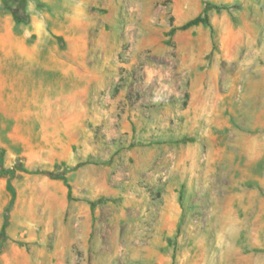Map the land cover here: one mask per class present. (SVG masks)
Segmentation results:
<instances>
[{
  "label": "rangeland",
  "instance_id": "374dc122",
  "mask_svg": "<svg viewBox=\"0 0 264 264\" xmlns=\"http://www.w3.org/2000/svg\"><path fill=\"white\" fill-rule=\"evenodd\" d=\"M0 152V264H264V0H0Z\"/></svg>",
  "mask_w": 264,
  "mask_h": 264
},
{
  "label": "crops",
  "instance_id": "0c3cea01",
  "mask_svg": "<svg viewBox=\"0 0 264 264\" xmlns=\"http://www.w3.org/2000/svg\"><path fill=\"white\" fill-rule=\"evenodd\" d=\"M78 10L75 11L74 15L72 16V18L74 20H77L78 18ZM47 19V18H46ZM66 19V14H63V20ZM29 26L31 27V33L36 35L37 37V43H41L42 41L45 40H49L50 39V34L48 31V20H45V18H35V19H31ZM65 26V25H63ZM60 35H63L62 32H58ZM58 35V34H57ZM39 54L36 55V51L34 52V54H32L31 56H29L27 54L26 56V60L29 61V64H36L38 62V57ZM57 70L58 72L61 71L62 74H64V68H65V60L63 58L60 59V56H57ZM47 71H49V67L45 68Z\"/></svg>",
  "mask_w": 264,
  "mask_h": 264
},
{
  "label": "trees",
  "instance_id": "16d2710c",
  "mask_svg": "<svg viewBox=\"0 0 264 264\" xmlns=\"http://www.w3.org/2000/svg\"><path fill=\"white\" fill-rule=\"evenodd\" d=\"M227 8L228 7H226V6L212 5L210 3H207V4H205L204 9H203L202 13L199 16H197L194 19L186 22L185 24L181 25L180 27L174 28L172 30V32H175L177 30L178 31H185V30H187L189 28H192V27H195V26H198V25L209 26L208 12L211 11V10H215V11L218 12V11H221V10H225ZM13 174H14V170H5L3 168L2 162H1V159H0V175L1 176H6V175L13 176ZM1 237L4 238V227H3L2 231H1Z\"/></svg>",
  "mask_w": 264,
  "mask_h": 264
}]
</instances>
